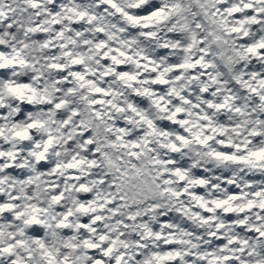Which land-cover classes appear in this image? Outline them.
Returning a JSON list of instances; mask_svg holds the SVG:
<instances>
[{"label": "snow or ice", "instance_id": "obj_1", "mask_svg": "<svg viewBox=\"0 0 264 264\" xmlns=\"http://www.w3.org/2000/svg\"><path fill=\"white\" fill-rule=\"evenodd\" d=\"M0 264H264V0H0Z\"/></svg>", "mask_w": 264, "mask_h": 264}]
</instances>
